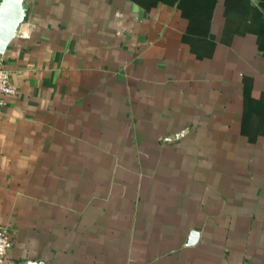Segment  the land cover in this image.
Instances as JSON below:
<instances>
[{
    "label": "crops",
    "instance_id": "crops-1",
    "mask_svg": "<svg viewBox=\"0 0 264 264\" xmlns=\"http://www.w3.org/2000/svg\"><path fill=\"white\" fill-rule=\"evenodd\" d=\"M23 9L3 54L8 259L264 264V0Z\"/></svg>",
    "mask_w": 264,
    "mask_h": 264
},
{
    "label": "water",
    "instance_id": "water-1",
    "mask_svg": "<svg viewBox=\"0 0 264 264\" xmlns=\"http://www.w3.org/2000/svg\"><path fill=\"white\" fill-rule=\"evenodd\" d=\"M23 1L0 0V55L5 54L8 45L17 35L19 24L23 20ZM192 236L197 240V233Z\"/></svg>",
    "mask_w": 264,
    "mask_h": 264
},
{
    "label": "built area",
    "instance_id": "built-area-1",
    "mask_svg": "<svg viewBox=\"0 0 264 264\" xmlns=\"http://www.w3.org/2000/svg\"><path fill=\"white\" fill-rule=\"evenodd\" d=\"M16 93L12 81V74L7 68L3 55H0V113L8 104L10 97ZM14 245L10 230L0 225V264H15L8 259V255Z\"/></svg>",
    "mask_w": 264,
    "mask_h": 264
}]
</instances>
